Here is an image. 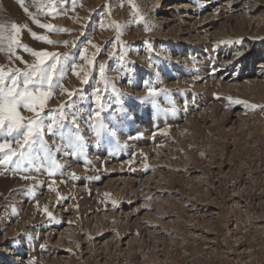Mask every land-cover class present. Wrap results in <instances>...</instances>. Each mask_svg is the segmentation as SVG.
<instances>
[{"label": "rangeland", "instance_id": "1", "mask_svg": "<svg viewBox=\"0 0 264 264\" xmlns=\"http://www.w3.org/2000/svg\"><path fill=\"white\" fill-rule=\"evenodd\" d=\"M174 1L133 0L139 23L129 0H77L75 12L67 0V11L39 14L71 30L47 32L67 46L22 32L24 44L77 64L88 40L100 51L88 84L68 69L62 80L80 89L72 99L83 153H56L66 166L53 176L27 162L19 172L0 167V264H264V108L247 106L264 105V0H186L169 11L193 13L170 17L163 27L179 20L163 32L158 2ZM25 6L37 11L33 0ZM0 21L45 33L17 0H0ZM110 21L129 25L119 39ZM98 87L99 135L89 127ZM148 87L157 95L137 99ZM65 99L57 90L49 107Z\"/></svg>", "mask_w": 264, "mask_h": 264}, {"label": "snow or ice", "instance_id": "2", "mask_svg": "<svg viewBox=\"0 0 264 264\" xmlns=\"http://www.w3.org/2000/svg\"><path fill=\"white\" fill-rule=\"evenodd\" d=\"M133 8V21L139 23L144 18L139 15L137 6L133 0H129ZM23 12L32 20L34 24L45 29L44 34H38L29 27L27 23H17L15 21L8 23L0 21V52L6 56L7 64H0V167H5L10 171L19 172L21 165L25 162L40 169H46L49 176L66 165L58 163L56 153L68 149V155H80L84 151V143L80 134V123L76 111L73 109L74 95L80 91L77 88H68L62 83L66 73V69L70 70L82 84L89 83L90 69L95 67V57L100 51L98 45L92 40H88L87 45L96 51L87 55L88 46L80 51L79 60L83 61L77 64L69 61L68 53H60L57 51H48L47 49H33L22 42L21 36L24 30L37 41L55 45L64 44L67 46L70 41H56L49 38L47 32L62 31L69 32L70 29L59 28L51 23H42L38 19L39 14L55 15L58 14V6L66 5L67 0H47L46 5H33L37 8L36 12L30 11L25 6V0H17ZM72 11L75 12L77 0H71ZM110 16V4L107 5ZM139 17V19H136ZM79 19V17H76ZM117 31V39L122 35V29L127 24H120L116 21H110ZM103 21L100 24L104 28ZM145 31L151 29L145 24ZM225 41H220L224 43ZM231 42V41H228ZM72 46L76 44L72 42ZM22 49L28 53L33 59L27 61L17 52ZM242 55V53L238 54ZM16 61L23 64V67L8 66L14 65ZM213 72L217 69L213 68ZM101 81L104 84V91L109 87V81L105 75V64L99 65ZM112 91H116L115 85H111ZM57 90L62 97H67L56 108L49 107V101L52 100ZM165 91H167L165 89ZM102 91L98 87L95 92V103L97 107L93 109V113L89 116V127L99 135L102 124L100 123L101 111L103 109ZM157 91L155 88L148 87L145 97H137V99H146L147 97H155ZM237 103H247L245 101H236ZM251 108L261 107L264 105H247ZM47 135L56 137L60 143L54 139L51 144L45 139ZM203 155V153H201ZM24 179H32L24 176ZM99 179V177H96ZM52 188V185H49ZM37 206L38 203H37ZM44 211L52 218V213L48 212L47 206ZM43 247V246H42Z\"/></svg>", "mask_w": 264, "mask_h": 264}, {"label": "bare ground", "instance_id": "3", "mask_svg": "<svg viewBox=\"0 0 264 264\" xmlns=\"http://www.w3.org/2000/svg\"><path fill=\"white\" fill-rule=\"evenodd\" d=\"M162 4H161V2H158V6L160 7V9H161V11L159 12V14L157 15V17H156V20L159 22V27H160V30L161 31H165L166 30V28L168 27V26H172V23L173 22H177V20H179V18H180V15H181V13H187V14H192L193 12L192 11H181V13H176V12H170L169 10H171L172 11V9H175L176 7H182V6H187V5H189V2L188 1H186V0H176V1H174V2H171L170 4H169V6L167 7V8H164V7H162L161 6ZM172 5H175L174 7H172ZM174 17V16H176V17H179V18H177V19H175L174 21H169L168 22V24L165 26V27H163V24L165 23V22H167V20H170V17ZM190 16V15H189ZM172 17V18H173ZM205 19V18H204ZM180 23H182V21H180ZM174 27H175V24H174ZM182 29L183 28H181V26H179L178 28H176V30L177 31H182ZM160 31V32H161ZM159 32V31H158ZM160 34V33H159ZM166 53L168 54V56H171L169 53H170V51H166ZM1 217H3L2 215H0V221H1ZM17 256H19V255H17ZM21 260L23 259V257L21 258V257H19ZM19 260V259H18Z\"/></svg>", "mask_w": 264, "mask_h": 264}]
</instances>
